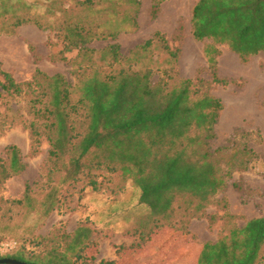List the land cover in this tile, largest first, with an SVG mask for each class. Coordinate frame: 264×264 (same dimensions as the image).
<instances>
[{
  "label": "trees",
  "instance_id": "16d2710c",
  "mask_svg": "<svg viewBox=\"0 0 264 264\" xmlns=\"http://www.w3.org/2000/svg\"><path fill=\"white\" fill-rule=\"evenodd\" d=\"M14 1L18 0H0L1 32L12 35L30 23L40 28L30 14H20ZM165 1L154 0L153 17ZM132 2L137 4V0ZM191 30L194 40L207 42L203 55L210 81L200 76L177 78L164 69L162 78L153 82L149 70L132 71L128 65L108 73L95 70L75 87L61 75L48 77L40 71L31 82L20 84L0 63L1 96H21L24 87L35 94L30 99L33 121L28 129L32 147L39 146L42 136L49 145L50 167L46 171L51 189L44 202L45 216L64 203L52 178H62L58 184L72 187L85 182L76 193L81 196L84 189H90L89 194L100 192L96 204L101 203L98 216L88 211L72 233L64 223L54 228L51 236L41 241V254L19 251L0 259L26 264H95L88 251L95 245L97 226L106 238L116 233L132 238L120 251L144 248L162 227L180 224L179 231L186 232L192 219L206 216L211 199L227 187L226 179L235 171L248 170L257 155L246 145L228 157L224 150L212 149L222 104L211 94L210 85L233 84L218 74L221 47L242 63L264 55V0H196ZM63 33V53L75 49L83 62L90 63L94 51L86 45L114 40L119 32L86 29L79 22L65 24ZM154 41L163 42L171 63H176L177 51H170L157 32L133 51L134 64L146 60L144 53ZM119 50L118 44H111L102 51L109 67L120 63ZM25 168L19 150L8 146L5 158L0 157V188ZM31 192L26 185L21 199L6 203L31 205ZM215 218L208 217L211 222ZM227 218L235 217L227 214ZM197 264H264V217L251 219L242 228L234 226L216 242L205 243Z\"/></svg>",
  "mask_w": 264,
  "mask_h": 264
},
{
  "label": "rangeland",
  "instance_id": "374dc122",
  "mask_svg": "<svg viewBox=\"0 0 264 264\" xmlns=\"http://www.w3.org/2000/svg\"><path fill=\"white\" fill-rule=\"evenodd\" d=\"M85 1L88 0L14 1L20 14H30L41 26L39 28L35 23L23 25L12 35L1 32L0 26L3 70L20 84L31 82L36 71H40L48 77L61 75L72 87L95 70L108 73L128 68V65L132 71L149 70L153 82L162 78L164 69L177 78L200 76L210 81L209 64L203 55L207 42H198L192 36L191 12L196 0L165 1L155 17L151 15L154 0H137V4L132 0H89V5L83 4ZM79 22L84 23L86 29L95 27L105 33L119 32L114 40L107 38L86 45L94 51L90 63L83 62L75 49L63 53L65 24ZM157 32L170 51H177L176 63H171L164 43L154 41L144 53L146 60L135 65L131 58L133 51ZM111 44L120 46V63L113 67H109V60L102 56V51ZM220 50L221 55L217 58L219 77L233 84L210 85L211 94L222 104L214 127L212 149H222L228 157L234 149L246 145L256 158L247 171H235L231 179H226L227 187L211 199L206 216L192 219L186 232L179 231L180 224L174 228L162 227L152 234L146 247L120 251L119 247H128L133 242L132 238L121 233L106 238L104 230L97 226L95 245L88 251L95 264H197L205 243L216 242L234 226L242 228L247 221L264 217V55L242 63L227 48ZM1 95L0 89V157L5 158V149L14 146L26 168L0 188V256H13L19 251L38 255L42 253L41 241L48 239L60 223L72 233L88 211L98 216L101 203H96L100 192L89 194L91 190L86 188L88 191L84 189L80 196L76 191L85 182L72 187L58 184L62 178H52V185L58 187L64 203L45 216L44 202L51 189L46 171L50 167L49 145L42 136L39 146L32 147L28 129L33 121L30 99L35 94L24 87L21 96ZM26 185L32 189L31 205L18 207L6 203L21 199ZM88 195L92 197L88 198ZM227 214L235 218L229 220ZM211 216L216 217L213 222L208 219Z\"/></svg>",
  "mask_w": 264,
  "mask_h": 264
},
{
  "label": "water",
  "instance_id": "95a60500",
  "mask_svg": "<svg viewBox=\"0 0 264 264\" xmlns=\"http://www.w3.org/2000/svg\"><path fill=\"white\" fill-rule=\"evenodd\" d=\"M0 264H26L14 259H0Z\"/></svg>",
  "mask_w": 264,
  "mask_h": 264
}]
</instances>
